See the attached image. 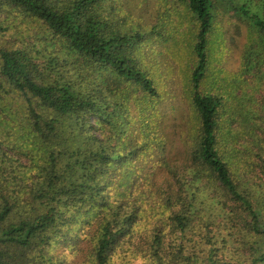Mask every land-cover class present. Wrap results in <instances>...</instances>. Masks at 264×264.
I'll return each mask as SVG.
<instances>
[{
	"label": "trees",
	"instance_id": "1",
	"mask_svg": "<svg viewBox=\"0 0 264 264\" xmlns=\"http://www.w3.org/2000/svg\"><path fill=\"white\" fill-rule=\"evenodd\" d=\"M179 1L196 61L170 142L115 0H0V264H264V116L201 92L218 0Z\"/></svg>",
	"mask_w": 264,
	"mask_h": 264
},
{
	"label": "rangeland",
	"instance_id": "2",
	"mask_svg": "<svg viewBox=\"0 0 264 264\" xmlns=\"http://www.w3.org/2000/svg\"><path fill=\"white\" fill-rule=\"evenodd\" d=\"M115 1L122 21L129 26L139 25L149 33V40L141 53H144V62L160 93L154 109L160 117L157 123L165 129L167 141L178 142L192 114L185 98L183 80L192 72L196 61L192 51L196 42V21L186 4L179 0ZM237 1L249 9L256 8L264 16V1ZM237 1L218 0L215 3L209 40L211 75L208 82L202 83L201 92H236L242 86L244 93L237 91L240 95L238 102L248 112L264 116V68L255 62L248 68L244 67L248 54L250 60L256 51L264 56V34L253 26L249 18L235 11L232 5ZM174 44L179 48L172 51L170 48ZM231 103L236 104L237 101L232 100Z\"/></svg>",
	"mask_w": 264,
	"mask_h": 264
}]
</instances>
